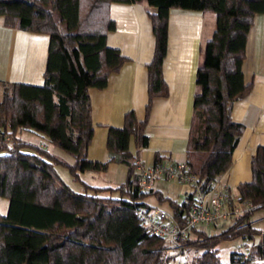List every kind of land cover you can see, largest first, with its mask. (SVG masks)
<instances>
[{
	"label": "trees",
	"instance_id": "16d2710c",
	"mask_svg": "<svg viewBox=\"0 0 264 264\" xmlns=\"http://www.w3.org/2000/svg\"><path fill=\"white\" fill-rule=\"evenodd\" d=\"M113 2L145 3L153 8L148 14L155 52L147 67L145 118L139 121L128 112L121 128H109L108 157L98 162L87 157L93 134L89 89H103L124 61L117 49L106 44V34L114 29L109 16ZM173 8L216 15L196 72L186 148L189 172L206 187L231 166L243 131L232 120L231 108L250 89L241 67L248 32L255 14L264 12V0H0L5 27L48 36L43 83L2 85L0 132L12 138H0V197L8 199L6 214H0V264L159 263L163 242L139 225L134 211L149 206L144 199L150 194L159 202L166 198L159 192L137 190V157L129 144L133 140L136 149L147 146L150 101L167 94L162 61ZM23 130L44 135L73 162L23 141L17 136ZM161 157L157 154L154 163ZM113 162L126 167L125 181L116 187L82 182L84 193L71 190L56 172L57 165H64L80 180V174L105 172ZM251 172L252 180L238 185L237 201L230 203L248 202L251 209L235 216L219 235L250 242L248 257L234 264H264V230L250 223L253 213L264 210V147L253 154ZM168 202L170 210L181 215L179 203ZM200 234L205 238L202 243L189 241L188 247L197 253L191 264H218V244L223 239ZM233 258L231 252L229 259Z\"/></svg>",
	"mask_w": 264,
	"mask_h": 264
},
{
	"label": "crops",
	"instance_id": "0c3cea01",
	"mask_svg": "<svg viewBox=\"0 0 264 264\" xmlns=\"http://www.w3.org/2000/svg\"><path fill=\"white\" fill-rule=\"evenodd\" d=\"M151 11L153 8L145 3L113 2L109 6L114 29L106 34V44L117 49L124 61L118 71L109 75L103 89H89L93 134L87 157L91 161L107 159L109 128H121L128 112H133L139 121L145 118L149 103L147 67L155 52V36L148 14ZM215 23L216 15L211 11L177 8L169 11L166 54L162 61L167 94L150 101L145 127L147 146L136 149L133 140L129 144L130 152L145 165L153 164L157 154L176 162L186 160L197 92L196 72ZM47 47V35L5 27L0 17V98L5 82L43 83ZM241 70L243 81L250 89L233 103L231 118L243 126V131L232 153L231 166L217 179L234 195L238 185L252 180V156L258 147H264V12L254 16ZM111 164L120 163H110L105 172H86L82 176L92 179L102 173L105 176ZM210 228L209 233L217 234L210 232Z\"/></svg>",
	"mask_w": 264,
	"mask_h": 264
},
{
	"label": "built area",
	"instance_id": "2783aa9c",
	"mask_svg": "<svg viewBox=\"0 0 264 264\" xmlns=\"http://www.w3.org/2000/svg\"><path fill=\"white\" fill-rule=\"evenodd\" d=\"M0 138L9 140L12 137L0 132ZM161 156L159 162L151 165H145L141 160L135 161L139 175L136 188L140 192H150L154 189L155 180L178 182L183 192V200L178 206L183 208L181 215H175L172 210L165 211L158 207L143 205L136 207L134 213L139 225L163 242L158 264H191L192 260L184 258L189 241L202 243L205 238L200 233L214 236L207 230L209 227L243 214L251 209V204L245 202L230 205L237 201V195H234L228 186L217 180L203 187L197 176L189 172L186 160L176 162L166 158L165 155ZM232 253L233 261L229 259L225 264H234L239 258L246 259L248 245L245 244L241 251Z\"/></svg>",
	"mask_w": 264,
	"mask_h": 264
},
{
	"label": "rangeland",
	"instance_id": "374dc122",
	"mask_svg": "<svg viewBox=\"0 0 264 264\" xmlns=\"http://www.w3.org/2000/svg\"><path fill=\"white\" fill-rule=\"evenodd\" d=\"M17 136L21 138L23 141H26L30 144L40 147L44 146L46 150L57 155L67 163L73 162L72 156L60 150L59 148L55 147L42 134H37L34 132L23 130L18 132ZM56 172L60 177V179L71 190L79 193H84V186L81 180L88 182V184L90 185H96L98 187H103V186L116 187L119 184L123 183L126 177V168L121 164H111L105 176L102 173L99 177L96 176L94 179L87 178L85 176H82V174H80L79 176L80 180H77L71 175L69 169L64 165H57ZM153 188H154L153 189L154 192H159L164 198H166V200L164 202H159L154 193L150 194L144 199V202L149 206L158 207L165 211H169L170 210L169 202H168L169 200H173L178 203L182 202L183 200L182 188L180 184L176 181L158 179L154 181ZM103 193L106 195L105 192ZM7 209H8V199L4 197H0V214L5 215ZM233 220L234 217H230L227 221H224L215 227H211L210 232L216 231L217 234H214L215 236H217L216 239L222 240L223 237L219 235L221 234L222 231L226 230L231 224H233ZM250 223L252 224L253 227L264 230V210H258L255 213H253V215L250 218ZM259 239H260L259 237H256L254 242H258ZM245 244L249 245L250 242L247 241L246 239H243L242 237L223 239L218 244V250H219L218 261L222 264L227 263L230 257V253L238 250L241 251L242 246ZM196 254H197L196 250L193 246L187 247L184 258H187L188 260H192Z\"/></svg>",
	"mask_w": 264,
	"mask_h": 264
}]
</instances>
